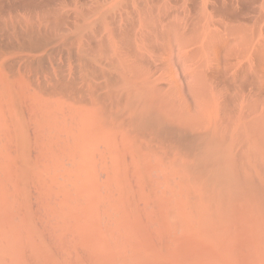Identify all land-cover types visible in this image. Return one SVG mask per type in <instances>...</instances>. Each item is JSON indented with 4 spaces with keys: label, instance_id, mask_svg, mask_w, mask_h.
I'll use <instances>...</instances> for the list:
<instances>
[{
    "label": "bare ground",
    "instance_id": "1",
    "mask_svg": "<svg viewBox=\"0 0 264 264\" xmlns=\"http://www.w3.org/2000/svg\"><path fill=\"white\" fill-rule=\"evenodd\" d=\"M18 103L0 264H264L253 216L194 223L178 201L201 170L264 196V0H0V104Z\"/></svg>",
    "mask_w": 264,
    "mask_h": 264
},
{
    "label": "rangeland",
    "instance_id": "2",
    "mask_svg": "<svg viewBox=\"0 0 264 264\" xmlns=\"http://www.w3.org/2000/svg\"><path fill=\"white\" fill-rule=\"evenodd\" d=\"M49 99L50 97L45 95L43 99L41 100H44L45 102V100H49ZM19 106H20L19 103L16 105H9V106L0 104L1 118L15 117V115L20 113ZM201 171H199L201 174L198 171L197 172L195 171V173L198 174V175L197 174L195 175L199 177V174H200V177L203 175L204 177L206 176L205 179L209 177V178H212V180L208 178L207 179L208 181H207L204 179L203 176L201 178H198L200 182L198 181V184L195 186L199 189L200 193L199 192L198 194L194 193L189 196L190 198H194V199L196 198L195 200L194 199L191 200L185 197H181V199H178L179 205L182 207V211L184 209L185 212H188L189 217L191 216L193 217L191 219L194 220V223L199 221V218L203 217L199 213L204 212L206 214H209L211 210H214V212L215 210H217L218 212L222 214L221 227L224 226L225 228H228V229L230 227H233L234 229H236L235 224H234V222L236 221L235 216H238V215L242 216L243 214L246 213L248 215L253 216L251 222L249 223V227L254 228L253 236H258V234L260 235L261 232L264 233V196L262 197L260 188L249 187L247 185L239 184V183L233 184L231 183V181L229 183L226 182L225 184H224L225 181H223V184H222L220 181L216 182V180L213 179L212 177L213 175L212 173L214 172L215 174V171L217 170H214L213 172L209 170L207 171L201 170ZM208 171L209 173L211 172L210 174H208L209 176H207ZM213 176L215 178V175ZM201 179L203 182L207 181L208 183L207 182L203 183ZM212 181L218 185H215ZM100 182L101 181L96 180V179H91L90 181V183H100ZM172 188H174V185L172 186ZM134 190H136V188ZM97 192H100V188L98 189ZM130 192H131V189L125 187L124 185L122 188L118 189L115 192L114 199L116 200L118 204H122L123 202L125 203V201L128 199L130 195ZM191 208H193V210ZM187 209H189V211H186ZM191 213L192 215H190ZM210 218L211 216L207 220H210ZM236 227L237 229H239L238 224H236ZM232 230H229V232L235 231V230L234 231ZM201 231L203 232L204 230H201ZM240 231H244V230L239 229L238 232ZM202 232L199 233V231L197 230L196 233L202 234Z\"/></svg>",
    "mask_w": 264,
    "mask_h": 264
}]
</instances>
